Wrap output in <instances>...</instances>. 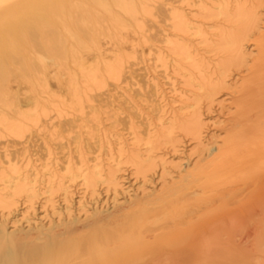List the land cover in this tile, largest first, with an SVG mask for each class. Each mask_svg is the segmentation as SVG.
<instances>
[{"label":"bare ground","instance_id":"6f19581e","mask_svg":"<svg viewBox=\"0 0 264 264\" xmlns=\"http://www.w3.org/2000/svg\"><path fill=\"white\" fill-rule=\"evenodd\" d=\"M7 66L31 93L0 88V264L264 253V0H0Z\"/></svg>","mask_w":264,"mask_h":264},{"label":"rangeland","instance_id":"374dc122","mask_svg":"<svg viewBox=\"0 0 264 264\" xmlns=\"http://www.w3.org/2000/svg\"><path fill=\"white\" fill-rule=\"evenodd\" d=\"M160 1L161 2L162 1L164 2L165 1L166 2V1H169V0H160ZM170 1L177 2L179 0H170ZM89 20L90 19H85V21H81L80 24H82V25L83 24H88L89 23ZM144 21H146V24L148 26H154V27H156V30L157 31L160 30L161 27H163L166 24H168V22L164 21L162 19V17H159V18L148 17L146 20L144 19ZM156 30H154V31H156ZM1 33H3V32L1 31ZM136 46H137V49H139V50L141 49V46L140 45L138 46V44H136ZM31 55L32 56H35V54H33V53ZM9 58L12 59L13 57L10 56ZM13 68H14L13 66H7V68H6L7 70L4 71V75L6 73V78H5V80H1L0 81V88H3L4 90H10V91L11 90H19V92L22 94L21 95V102H24V101L27 100V97L26 96H28L31 93L30 88H29L30 86H27V83L18 77V74L13 70ZM130 70L132 71V74L134 76V79H133L132 83H134L136 81H142L143 80V76H144V72H145L144 70L138 69L137 67H134V66H130ZM130 86L132 88H137L136 85H132L131 84ZM35 87H36V89L38 91L41 90V87L39 86V84H37V82H36V86ZM48 87L51 88V89H53V90H57V86H56L55 79L49 78V80H48ZM214 106H215V108L213 106L211 108V110L214 111V112H212L211 110H209V111H211V114H210V116H211L210 121L211 122L215 121L219 117V115H218V113H219L218 106H217V104H215ZM213 118L215 120H213ZM222 118H224V117H222ZM214 127H217V126H210L208 128V131L206 133V135L209 134L208 137H210L212 135V133L215 131L214 130ZM63 134L65 136H67V135H72V136L75 135V134H67V133H63ZM38 137H39V135L38 134H35V137L34 138L36 139ZM18 147H20V145H15V144H14V146L10 145L9 148H8V150H9V152H13ZM181 149H183V147H181ZM186 165L187 164H186V161H185L184 167H186ZM130 180L131 179H128L126 181L127 182L126 183V187H129L130 186V190H132V189L136 188L137 186L136 185L135 186L133 185L134 180H131V181ZM131 193H133V191H131ZM252 205H254V202H252ZM204 237L205 238L207 237V239L209 241H212L213 247L220 246L221 245L222 238H223L222 234H209V233L203 234V235L202 234H198V235H196L195 238L198 239V241H202V239L207 240ZM260 254H262V255H260ZM225 255H227V254H225ZM225 255H223V253L219 252V256H222L223 257ZM255 256H257V255H255ZM258 256L260 258L258 257V260H254L253 255L249 251H247V249L246 250L242 249L241 252H240V254H239V259L237 260V262L235 264H264V253L261 252V251H259ZM259 259H260V261H259Z\"/></svg>","mask_w":264,"mask_h":264}]
</instances>
